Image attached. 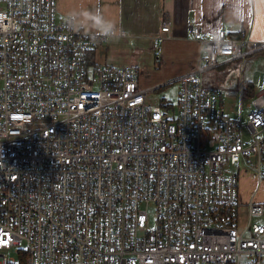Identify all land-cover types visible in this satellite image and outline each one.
Listing matches in <instances>:
<instances>
[{
    "label": "built area",
    "instance_id": "2783aa9c",
    "mask_svg": "<svg viewBox=\"0 0 264 264\" xmlns=\"http://www.w3.org/2000/svg\"><path fill=\"white\" fill-rule=\"evenodd\" d=\"M188 31L198 64L168 82L166 117L136 66L91 60L110 32L57 0H0V264H264V91L242 124L202 79L264 41Z\"/></svg>",
    "mask_w": 264,
    "mask_h": 264
},
{
    "label": "crops",
    "instance_id": "0c3cea01",
    "mask_svg": "<svg viewBox=\"0 0 264 264\" xmlns=\"http://www.w3.org/2000/svg\"><path fill=\"white\" fill-rule=\"evenodd\" d=\"M57 10L62 17L72 16L87 32H110L91 51L93 62L119 64L118 60L126 59L123 43L133 46L146 40L150 45L145 50L150 52L148 65L135 63L144 54L140 47L127 57V64L139 69L140 85L142 75L163 79L175 76L168 81L174 82L196 67L199 43L189 35L190 23H198L204 30H224L235 39L264 41V0H57ZM164 21L170 22L168 32H161ZM121 31L125 36L119 35ZM154 37H158L156 44ZM118 42H122L119 47L115 45ZM96 54L101 55L99 60Z\"/></svg>",
    "mask_w": 264,
    "mask_h": 264
},
{
    "label": "rangeland",
    "instance_id": "374dc122",
    "mask_svg": "<svg viewBox=\"0 0 264 264\" xmlns=\"http://www.w3.org/2000/svg\"><path fill=\"white\" fill-rule=\"evenodd\" d=\"M59 16L62 17L58 12V17ZM115 45L119 47L122 45V42L115 43ZM123 46L124 51L127 52L126 54L124 53L126 59L123 61L118 60L121 61L118 62L119 64L129 63L127 57L135 51L136 47L142 48L144 54L142 55V58H140V60L138 59L135 63L140 67L149 64L148 58L150 52L145 50L150 49V45L146 40L139 41V44L133 46H126L123 43ZM98 58H101L100 54H96V59L99 60ZM181 66H183V64H181ZM174 77L163 79L160 77L155 78L151 75H142L140 78V83L144 89L158 86L150 92L151 97L153 98L152 102L161 105L160 107L166 117H169L176 112L175 103L178 86L177 83H168L164 86L161 84L174 79ZM202 79L204 85L220 91L221 103L225 113L230 117L239 119L242 124H245L248 120V113L251 110L247 104L258 92L264 91V49L235 60L221 61L218 65L203 72ZM246 83H250L253 86V91H251V89H246ZM252 93L253 95H251ZM159 99H161L160 102ZM239 186L244 200H247L250 192L255 187L254 179H252L250 175L242 176L240 178ZM255 198L264 202V181L260 184ZM147 226L149 228L154 226L152 211H149V222ZM22 247H24L23 244L7 249V257L13 258L17 262V250Z\"/></svg>",
    "mask_w": 264,
    "mask_h": 264
},
{
    "label": "trees",
    "instance_id": "16d2710c",
    "mask_svg": "<svg viewBox=\"0 0 264 264\" xmlns=\"http://www.w3.org/2000/svg\"><path fill=\"white\" fill-rule=\"evenodd\" d=\"M229 37L232 38L233 36L229 35ZM252 87H253V86H252L250 83H246V89H247V90H248V89H251V91H253V90H252ZM253 93H254V92H253ZM253 93H252L251 95H253Z\"/></svg>",
    "mask_w": 264,
    "mask_h": 264
},
{
    "label": "snow or ice",
    "instance_id": "6c2138e0",
    "mask_svg": "<svg viewBox=\"0 0 264 264\" xmlns=\"http://www.w3.org/2000/svg\"><path fill=\"white\" fill-rule=\"evenodd\" d=\"M0 242H6V241H0Z\"/></svg>",
    "mask_w": 264,
    "mask_h": 264
}]
</instances>
